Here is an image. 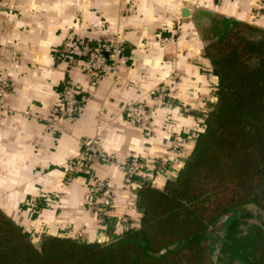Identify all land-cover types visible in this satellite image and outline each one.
I'll list each match as a JSON object with an SVG mask.
<instances>
[{
	"label": "crops",
	"instance_id": "crops-1",
	"mask_svg": "<svg viewBox=\"0 0 264 264\" xmlns=\"http://www.w3.org/2000/svg\"><path fill=\"white\" fill-rule=\"evenodd\" d=\"M221 17L264 29V0H0V209L33 235L71 228L83 241L103 242L125 230L118 216L138 226L140 183L161 188L177 175L192 131L216 101L204 46L211 21ZM81 39L123 47L115 70L106 67L92 84L81 58L55 57ZM65 83L85 90L59 132L50 120L66 119L59 112ZM161 86L166 103L156 93ZM131 103L152 108L149 123L126 118ZM87 137L120 161L145 159L146 177L130 185L117 165L101 160L86 174H68ZM162 157L166 170L158 173ZM95 179L112 190L107 217L85 204Z\"/></svg>",
	"mask_w": 264,
	"mask_h": 264
},
{
	"label": "trees",
	"instance_id": "trees-1",
	"mask_svg": "<svg viewBox=\"0 0 264 264\" xmlns=\"http://www.w3.org/2000/svg\"><path fill=\"white\" fill-rule=\"evenodd\" d=\"M207 41L216 101L177 175L140 183L139 225L103 242L42 232L36 246L0 209V264H203L210 229L224 230L221 263L264 264V230L238 216L247 204L264 212V29L213 18Z\"/></svg>",
	"mask_w": 264,
	"mask_h": 264
},
{
	"label": "built area",
	"instance_id": "built-area-1",
	"mask_svg": "<svg viewBox=\"0 0 264 264\" xmlns=\"http://www.w3.org/2000/svg\"><path fill=\"white\" fill-rule=\"evenodd\" d=\"M123 47L120 43H90L86 40H80L78 42L77 49L66 48L59 51L55 57L59 60L72 63V61L81 58L84 62V70H86L91 79V84L94 83L97 77L103 73L106 67H109L112 71L116 68L117 55L121 53ZM82 90L75 85L65 83L61 91V103L62 107L59 109L62 117V121L58 122L53 118L50 123L59 132L67 131L68 120L74 117L77 113L79 101L77 94ZM160 99L167 102V89L164 86L158 88L157 92ZM152 108L144 107L142 105L131 103L125 108L126 118L134 125H144L150 122ZM197 131V130H196ZM196 131L193 132V136H196ZM96 160H101L107 163L117 165L125 175L126 182L130 185L134 183V177L144 178L146 177L145 169L147 163L145 159L139 156H132L126 161H120L113 153L105 151L101 143L96 137H87L82 140L81 148L74 159L70 161L66 170L71 176H80L89 172L90 166ZM167 158H160L155 162L156 172L163 173L166 170ZM154 165V163H153ZM90 195L85 200V204L90 209L94 210L98 217L103 218L109 215V212L113 208L112 204V190L107 183L102 179H95L90 184ZM49 202L55 200L54 195H48ZM117 222L120 223L125 229L131 227L127 224V218L125 216H118ZM63 235L70 236L79 239V234L73 229L67 228L63 231ZM38 242L39 234L31 237Z\"/></svg>",
	"mask_w": 264,
	"mask_h": 264
},
{
	"label": "rangeland",
	"instance_id": "rangeland-1",
	"mask_svg": "<svg viewBox=\"0 0 264 264\" xmlns=\"http://www.w3.org/2000/svg\"><path fill=\"white\" fill-rule=\"evenodd\" d=\"M208 41H206L207 43ZM197 130V129H196ZM193 130L192 132L196 131ZM193 134V133H191ZM187 148L190 149L189 146ZM186 150L188 151V149ZM238 216H240L241 221V228H245L248 224H256L260 226L264 230V212L262 210H259L257 207H255L252 204H247L239 208ZM137 227V226H136ZM71 229V228H70ZM224 230L223 229H210L209 230V236L208 240L205 242L207 245L206 247H212L211 243L215 241L216 247H214V250L212 251H206L203 257V264H223L218 260V246L220 243V239L218 235H223ZM29 236L32 237L33 233H28ZM35 236V235H34ZM33 243L38 246V242L33 240Z\"/></svg>",
	"mask_w": 264,
	"mask_h": 264
}]
</instances>
